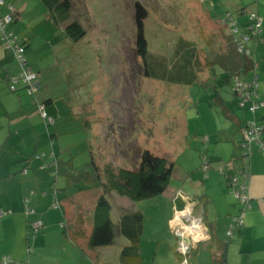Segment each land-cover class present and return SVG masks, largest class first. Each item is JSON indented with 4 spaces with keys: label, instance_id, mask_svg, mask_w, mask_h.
Returning <instances> with one entry per match:
<instances>
[{
    "label": "rangeland",
    "instance_id": "rangeland-1",
    "mask_svg": "<svg viewBox=\"0 0 264 264\" xmlns=\"http://www.w3.org/2000/svg\"><path fill=\"white\" fill-rule=\"evenodd\" d=\"M5 1H14L17 7L22 2L29 4L25 26L21 22L19 27L25 32L29 30L38 41L36 50L43 66L42 75L39 74L43 91L47 88L41 80L44 75L60 110L57 119L51 117L57 124L50 128L37 114L46 128L42 136L47 138L37 153H31L28 148L22 151V156L18 152L11 154L19 161L14 167L20 168L17 174L21 178L35 173L29 166L35 162H40L42 170H48L55 144L56 154L73 160L75 167L89 164L93 154L103 169L132 171L139 167L142 152L149 151L176 164L174 183L187 178V174L186 183L192 178L197 186L205 177L203 169L208 168L207 163L210 167L218 164L213 154H220L228 146L213 140L209 145L208 137H217L218 128L221 135H229L233 126L229 125L227 130L219 127L224 120L214 99L215 90L233 109L236 99L233 100L228 85L217 88L213 67L219 70L216 61L227 57L233 49L229 39L236 37L233 35L236 26L228 24L227 19L232 22L227 17L232 15L237 19V6L244 0H69L72 9L64 23L59 20V13H50L44 0ZM254 2L251 0L246 7L250 10ZM137 4L146 12L142 30L150 53L159 58H172L181 39L194 43L199 49L202 70L197 82L192 85L167 82L161 78L163 70L158 72L157 79L147 75L148 69L137 54ZM73 23H79L86 31L79 41L66 36V27ZM46 42L48 46L44 45ZM30 64L36 65L31 61ZM32 71L38 72L37 69ZM211 78L213 80L209 81ZM242 112L237 111L240 117ZM58 124L63 126L57 133V143L51 135ZM227 159L228 162L219 164L226 167L232 161L231 156ZM1 163H8V158H2ZM50 170L53 176V169ZM54 181L51 180L52 193L61 188L60 181L56 185ZM182 182H179L180 187H183ZM86 188L87 185L79 184L70 189L77 194ZM186 189L193 190L190 185ZM83 198L81 196V200ZM171 200L169 195H161L133 202L144 217V247L152 245L154 233L164 227L169 205L174 204ZM110 202L115 217L120 210L116 201ZM56 209L60 211V207ZM208 210V223L213 224L212 204ZM225 225L222 220L219 234L223 236L228 231ZM205 249L200 248L194 257L192 253L191 264H210V251Z\"/></svg>",
    "mask_w": 264,
    "mask_h": 264
},
{
    "label": "crops",
    "instance_id": "crops-1",
    "mask_svg": "<svg viewBox=\"0 0 264 264\" xmlns=\"http://www.w3.org/2000/svg\"><path fill=\"white\" fill-rule=\"evenodd\" d=\"M250 1L247 0V3ZM7 3L14 6L17 16L8 30L26 46L29 66L32 67V70L37 69L38 72L35 73L39 75L43 66L41 67L39 52L36 50L38 41L29 30L25 32L19 27L21 22L22 26H25V17L30 6L29 4L24 5L23 2L18 7L14 1H7ZM247 3L244 0L238 5L236 9L237 19L234 20L233 16L230 15L234 23L228 22V19L227 23L233 27L236 26L235 30L237 29L238 32L235 33L234 30L233 35H236L237 40H241L243 34L249 33L251 24L249 15L257 14L262 19L261 34L245 43L246 48L253 55L255 68L249 75L241 72L240 79L247 83L257 81L259 85L257 93L264 103V0H255V5L250 10L246 7ZM7 14H9L7 8H0L1 17ZM45 15L46 13L43 16ZM31 26L30 23V28ZM30 28L26 27V29ZM236 37L232 38L234 43ZM47 43L44 45L48 46ZM30 61L36 65L32 66ZM219 68V70L217 66L213 68V73L218 74L214 78L215 85L218 89L228 85L232 90V83H222L223 77L220 76L226 73L227 68L223 66ZM19 72L20 69L12 51L0 42V210L10 212L8 216L0 219V260L10 257L17 262H29L31 264H122V252L130 246V241L126 238L119 236L114 245L99 250L91 249L89 245L94 230L95 209L103 196L102 185H87L86 189L75 194L70 188L83 183L72 185L64 175L60 179L58 178L61 188L59 187V191L56 190L55 193H52L51 180H55L54 183L58 181L54 178L58 166L54 165L53 160L58 158L59 161H62L64 169H68L70 164L75 169H84L88 164L83 167H75L73 160L65 159L56 154L55 144L52 150L55 159L49 160L50 167L48 170H42L40 162H35L29 165L31 166L30 170L35 173H28L22 178L17 174L20 168L14 166L19 161L12 158L11 154L18 152L22 156V151L28 148H30L31 153H37L47 139L42 136L46 130L44 123L37 115L38 112L32 99L27 95L24 87H20L16 94L9 90L7 83L9 78L16 76ZM41 80L46 83L47 88L45 91H43L44 88L42 89L36 100L46 105V112L50 117L57 119L56 114L60 113V110L55 103L56 100L44 75ZM211 80L213 79L211 78L209 81ZM215 93L218 96L216 95L214 99L218 101L216 105L224 120L223 125L221 123L219 127L226 130L229 125L233 127L230 129L229 135H221L218 128L216 133L219 135L213 139L208 137V144L210 145L213 140L220 145L224 143V146H228V148H224V151L218 155L213 154V158L217 159L215 161L218 164L210 167L211 164L207 163L208 170L206 173L203 171L205 177L198 186L193 183L192 178L187 184L189 181L187 174L185 176L187 178L177 180V183L171 180L168 190L162 196L169 195L172 198L171 203L174 202V204L169 205L170 211L164 218V227L154 233V243L147 247L141 243L143 260L141 264H180V257L176 251L177 239L170 224L178 213L187 209L191 210L196 217L203 218L212 236V240L200 244L204 246L199 245L197 247L193 257L197 255L200 248L204 250L207 248L210 251L211 264L212 254L217 251L218 244L228 243L225 264H264V152L260 151L255 144H252L249 154L250 176L246 182L251 209L246 213L244 226L235 232L233 239H230L227 234L226 236L219 234L220 222L222 220L223 223L226 222L225 227L227 226L229 230L231 220L239 214L240 205L232 197L230 182L232 178L243 181L242 172L246 163L242 156L246 151L243 150L242 145L245 141L246 125L248 121L255 120L264 126V107L255 114H250L247 110L239 108L237 105L239 100L233 91L231 96H233V100L236 99L233 102L235 104L234 109L229 107L228 100L220 92L215 90ZM240 110L243 111L241 117L237 113ZM62 126L63 124H58L51 135V139L57 143L59 142L57 133ZM262 140L264 142V131ZM10 143L13 145L10 146ZM229 156L232 159L230 164H227L226 167L219 164L220 162H228L227 157ZM206 157L207 160L208 156ZM2 158H8V163L2 165ZM50 168L53 169V176ZM181 181H183V187L179 186ZM187 185H190L193 190H187ZM81 196H84L82 200ZM184 197L188 198V202ZM108 198L116 201L120 210L115 217L112 213L113 208L111 210L110 218L116 224L119 223L124 214L140 212L134 203L126 198H121L116 194H111ZM26 199H29L28 206L37 212L36 215L27 217ZM57 202L61 203L60 211L54 207ZM210 204H212L214 211L213 224H209L207 218ZM35 221H42L44 226L38 235H31L28 223ZM146 250H150V253H146Z\"/></svg>",
    "mask_w": 264,
    "mask_h": 264
},
{
    "label": "trees",
    "instance_id": "trees-1",
    "mask_svg": "<svg viewBox=\"0 0 264 264\" xmlns=\"http://www.w3.org/2000/svg\"><path fill=\"white\" fill-rule=\"evenodd\" d=\"M44 2L48 7L50 13H52L53 15L54 12L59 13V20L62 23L66 22V20L70 16L69 14L72 9V3L69 0H44ZM136 9V18L139 27V32L137 36V54L138 57L142 58L145 63L146 69H148L147 75L157 79L159 78L158 72L163 70V73H165L161 74V78L162 80H166L167 82H180L182 84L190 85L197 82L196 80L198 78V75L202 70V63H200L199 61V49L195 46V44L181 39L176 47L172 58H159L156 55L150 53L147 49L148 43L145 37L143 36L142 30V20L144 19L146 12L143 11L142 7L139 4L136 5ZM3 17L0 16V18ZM65 33L70 39L72 38L74 41H79L83 39L86 35V31L79 23H73L67 26L65 29ZM230 42L233 46L231 52L228 54L227 57L220 58L216 62H218L217 65L227 68L226 73L223 75L221 74L220 76L223 77L222 81L232 83V91L239 100L238 92L234 91V83L237 79L247 85H251L254 82L253 81L251 83H247L246 81H242L240 79L241 72H243V74L245 75H249L251 71L254 70V59H252V57L249 58L246 55L239 53L236 43H234L232 39H229V43ZM24 47L26 49L25 45ZM217 75L218 74L216 73L213 74V76ZM7 83L9 84V82ZM47 127L50 128L52 126L47 125ZM53 161L54 165L58 166V168L56 167L57 171H55L56 174L54 175L55 179H58L59 177L65 175L72 185H75L77 183H83L86 185H102L103 196L100 198L95 209V224L93 234L90 239V248L94 250H99L112 246L116 243L117 238L121 236L130 241V246L125 248L122 252V264H141L143 261L141 243L145 232L143 214L140 212L126 213L122 216L119 223L116 224L110 218L112 205L108 197L111 194L115 193L119 197L126 198L131 202H141L155 197H159L168 190L171 180L173 178V174L176 171V164L168 159L157 157L149 151L142 152V154L140 155L139 167L136 170L132 171L123 168L116 170L111 167H109L108 169H103L101 166H99L93 154L91 157V162L84 169H75L70 166L71 164L69 165L68 169H64L63 162L59 161L58 158ZM56 184L57 183H55V185ZM230 186L232 189L231 194L235 198L231 182ZM237 202L240 205L238 200ZM58 204L60 207V203ZM241 208L242 207L240 205L239 213L241 211ZM31 223L33 222L28 223V227H30ZM29 231L31 235H38L34 234L30 229ZM227 247L228 243L218 244L217 251L212 254L211 264L226 263L225 258ZM2 260L3 259H1L0 262ZM12 260L16 264L29 263H20L15 261L14 259Z\"/></svg>",
    "mask_w": 264,
    "mask_h": 264
},
{
    "label": "built area",
    "instance_id": "built-area-1",
    "mask_svg": "<svg viewBox=\"0 0 264 264\" xmlns=\"http://www.w3.org/2000/svg\"><path fill=\"white\" fill-rule=\"evenodd\" d=\"M0 7L7 8L9 14L3 18H0V42L2 45L10 49L14 55V59L20 69V72L16 76H12L9 79L10 92L16 94L19 92L20 87H24L27 95L32 99L37 112L41 115L44 121L49 126L55 125V120L49 116L46 112V105L39 103L36 100L38 93L42 90L43 85L41 84L39 75L32 71L29 66V62L26 57V49L20 42L19 38L12 32L8 31V27L16 20V12L13 5L5 3L0 0ZM250 26L249 33L243 34L241 40L235 41L238 52L246 55L247 57L254 59L250 50L245 46L251 38H256L261 34L262 19L257 14H250ZM229 19L234 23L232 17ZM238 30H235L237 33ZM259 85L257 81H254L251 85H247L239 81L238 79L234 83V91L239 94V107L243 110H247L250 114H255L259 109L264 107V103L260 100L259 94L257 93ZM264 126L259 124L255 120L248 122L247 129L245 131V141L242 145L244 151L243 160L246 163L242 172L243 181L232 178L231 184L233 187V194L241 205V211L239 215L233 218L227 236L230 239L234 238L235 232L244 226L246 213L251 209L250 199L248 196L247 180L250 176L249 167V154L252 144L259 147L260 151L264 152V142L262 135ZM208 168H204L206 172ZM56 173H54L55 175ZM180 195H182L180 193ZM187 202L188 198L184 197ZM29 200H26V215H36L37 212L28 206ZM55 208L59 207L58 203L54 204ZM10 212L0 210V219L8 216ZM176 239L177 247L176 251L181 259L180 264H191L190 259L192 253L197 249L199 244L207 243L211 240L210 232L205 225L203 218L196 217L191 210L187 209L181 213H178L175 219L170 224ZM29 229L34 234H39L43 229V222L37 221L30 224ZM0 264H16L11 258L5 257ZM29 264V263H28Z\"/></svg>",
    "mask_w": 264,
    "mask_h": 264
},
{
    "label": "water",
    "instance_id": "water-1",
    "mask_svg": "<svg viewBox=\"0 0 264 264\" xmlns=\"http://www.w3.org/2000/svg\"><path fill=\"white\" fill-rule=\"evenodd\" d=\"M200 245V244H199Z\"/></svg>",
    "mask_w": 264,
    "mask_h": 264
}]
</instances>
